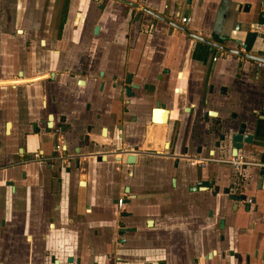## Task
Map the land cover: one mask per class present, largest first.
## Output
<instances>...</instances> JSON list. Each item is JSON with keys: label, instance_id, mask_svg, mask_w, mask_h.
I'll return each instance as SVG.
<instances>
[{"label": "crops", "instance_id": "1", "mask_svg": "<svg viewBox=\"0 0 264 264\" xmlns=\"http://www.w3.org/2000/svg\"><path fill=\"white\" fill-rule=\"evenodd\" d=\"M130 1L138 7L127 8L119 0H0L5 19L16 12L22 31L13 44L4 37L0 39V52L11 45L19 52L18 78H0V114L3 116L1 109L7 108L6 119H16L20 132L27 133L32 124L35 129V122L44 127L46 116L56 108L59 113L55 118L51 116L52 123L58 124L63 115L64 123L79 132L85 131L89 123V135L104 142L105 134L100 133L96 114L103 108L104 86L109 85L112 74L134 72L137 79H143L151 63L161 62L178 72L174 81L178 98L166 97V101L170 106L175 98L181 101L183 134L188 119L186 107L203 96L216 110V117L224 120L230 112L237 113L231 128L242 121L245 131L253 135L252 144H246L242 153L249 161L264 163V68L249 59L211 48L142 11V7L149 8L197 35L235 49L245 45V51L264 57V0ZM173 13L189 17L190 21L182 23ZM42 34L50 38L47 47L37 45L36 39ZM57 35L62 40L55 41ZM36 75L41 80L35 81ZM167 77L163 76L164 86ZM45 87L51 92L45 94ZM75 87L80 97L72 106L78 121L69 112ZM170 91L168 88L169 94ZM49 98L46 112L44 106ZM109 107L111 112L112 101ZM152 135L156 136L155 146L163 142L157 139V132ZM37 138L39 142L48 140L47 136ZM69 138L71 147L80 152L77 141ZM27 142L29 150L35 147V133L28 136ZM94 151L96 156L100 150ZM218 153L216 157L225 155L224 151ZM72 164L67 162L65 166ZM89 165L90 171L78 177L73 171L63 170L62 187L38 166L32 196L34 211L29 212V198L23 191L16 209L7 212V218L19 222L20 227L0 226V264H51L52 255L66 264V257L75 258L79 253L88 254L87 264H105V242L113 243L121 237L114 225V192L121 186L133 185L134 179L125 175L118 184L113 172L104 170L107 164L92 159ZM241 172L243 190L254 199L248 215L243 201L234 202L223 192L229 183H235V174ZM168 173H172L170 167ZM257 173L256 167L244 165L235 169L217 161L207 167L203 178L214 181L219 191H187L186 186L194 182L192 176L181 182L180 193L166 186L169 194L165 196L140 197L135 200L141 210L135 219L137 231L124 237L139 241L135 247L140 248L141 254L165 259L168 264H264V178L256 186ZM123 220L130 224L134 219ZM25 222L34 223L35 227H28ZM30 243L35 250L29 249Z\"/></svg>", "mask_w": 264, "mask_h": 264}, {"label": "flooded vegetation", "instance_id": "2", "mask_svg": "<svg viewBox=\"0 0 264 264\" xmlns=\"http://www.w3.org/2000/svg\"><path fill=\"white\" fill-rule=\"evenodd\" d=\"M125 6L130 9L134 8ZM4 10L5 8H0V39L4 37L6 42L13 44L17 37L22 35V31H19L18 28L21 25L19 16L14 13L10 15V19H5ZM53 39L60 41L62 37L57 35ZM41 40L44 41L43 45ZM49 40L47 35L42 34V37L36 39V42L40 47H47ZM6 48L4 52H0V76H2L0 78L12 80L18 75L19 52L15 45L9 46L7 50ZM164 75L168 76L165 86L162 84ZM177 78V70L161 62L151 63L147 67L143 79H137L134 72H126L122 76L117 73L112 74L111 82L104 86L103 108L100 113L96 114V118L100 120V133L105 134L106 141L104 142H99L89 135L92 130V125L89 123L86 124L83 132L74 131L72 127L67 126L64 123L65 116L63 115L60 116L58 124L52 123V117L55 118V115L59 113L56 108L51 113L48 112L49 115L46 114L44 127L35 122V129L32 124V130H28L27 133L20 132L16 125V119L10 121L6 119L9 116L7 108L1 109L3 116L0 114V226L2 228L20 227L19 222L7 218V212L16 209V201L23 191L29 198V212L34 211L32 206L35 200L32 196L35 194V174L38 166L43 171L49 172L50 177L56 179L61 186L63 180L60 173L63 170L73 171L78 177L80 173L86 174L90 171L89 162L95 159V163H103L105 166L107 164L104 170L112 171L118 184L121 182L120 178L125 175L134 179L133 185L128 187L124 185L117 188L115 192L113 191L115 200L112 203V211L115 215L117 233L121 231L122 226L124 234L120 235L121 237L113 243L105 242V264H168L165 259L141 254L140 248L135 247L137 240L124 237L126 233L137 231L135 219L141 210L135 200L151 194L165 196L169 194L166 186L171 188L170 191L174 190L180 193L181 182L189 180L192 176H194V182L186 186L187 191L210 188L215 190L214 185L197 186L198 182L212 181L204 179L203 174L213 162L218 161L224 165H230L226 160L237 157L243 162L241 166L252 165L246 164L249 160L242 153L246 146L238 149L233 155V149L229 146L228 141L231 131L239 129L244 122H236L234 128H231L237 113L230 112L222 120L216 117V110L209 107V100L203 96H200L193 106L186 107L188 119H186V130L183 134L180 115L181 101L175 98L172 106L166 101V97H177L176 89L178 88H174V81ZM144 79L145 83H143ZM39 80L41 79H35V81ZM168 88H171L170 94ZM44 91L45 94L51 92L49 87H45ZM16 94V91L13 92L15 98ZM79 97L80 93L75 87L72 90L69 104V112L72 115V105ZM56 101L53 102L56 103ZM111 101L113 109L109 112ZM49 103L50 98L44 106L46 112L49 111ZM195 106L198 108L196 109ZM14 109L17 114V107L15 106ZM77 114L72 117L75 121L79 120L76 118ZM202 123H204V127H202ZM156 132L157 139H163V142L158 146H155L157 145L155 143L156 136L152 135ZM34 133L35 147L29 150L27 138L34 136ZM68 135L77 141L80 152L76 153L75 147H71V139ZM40 136H47L48 140L39 142L37 137ZM96 148L100 151H97V155L94 156ZM218 151H224V157H216L219 154ZM67 162H72V167H66ZM169 167L172 169L170 174L168 173ZM258 177L262 182V178ZM234 178L235 183H229L227 187L230 188L231 193L246 195V199L242 201L244 209L247 203L250 204L249 211L245 210L248 215L253 208L254 199L250 198L243 190V173L235 174ZM259 180L256 186H260ZM163 181L168 182L169 185L162 183ZM125 217H131L134 220L130 224H126L123 220ZM121 222L122 225H120ZM24 224L28 227H35L34 223L25 222ZM29 249L35 250L32 243H30ZM118 251L125 252L118 253ZM207 256H209V252H207ZM87 257L88 254L79 253L75 258L66 257L65 263L87 264ZM54 260L57 261V264H62L54 255L50 256L51 264H55ZM28 264H35V261H30ZM91 264H97V262L93 261Z\"/></svg>", "mask_w": 264, "mask_h": 264}, {"label": "water", "instance_id": "3", "mask_svg": "<svg viewBox=\"0 0 264 264\" xmlns=\"http://www.w3.org/2000/svg\"><path fill=\"white\" fill-rule=\"evenodd\" d=\"M119 1L125 5L131 6L134 8L138 7L137 3L132 2L130 0H119ZM142 11L148 13L149 15H151L157 19H159L160 21L166 23L169 26H172L176 29L181 30L188 37H191L194 40H197L201 43H204V44L210 46L211 48L223 51V52L228 53L230 55L242 57L245 59H250V60H253L255 62L264 63V57L263 56H260V55H257L255 53H251L248 51H243L241 49H235V48L220 44L218 42L212 41V40L207 39L205 37H202L200 35H197V34L193 33L192 31H190L186 26L181 25V24L177 23L176 21L169 19V18H167V17H165V16H163V15H161V14H159V13H157V12H155L149 8L142 7ZM97 29H98V26L95 27V31H97ZM260 36H262V35H260ZM37 78H39V77H37ZM127 82H129V81H127ZM257 112L258 111H256V110L254 111V113H257ZM261 112H264V98H263V102H262ZM245 129H246V124L243 123V124H241L239 129L231 131V133L228 136L229 146L233 149V155H235V153L237 152L238 149H242L244 147V145L252 144L253 135L250 133H247L245 131ZM249 166L256 167L257 172H258L257 175L260 176L261 178H264V166H258V165H249ZM260 182H261V180H259V184H260ZM213 184H214L213 181H211V182L203 181V182H198L197 186H208V185L212 186ZM214 187H215L216 191H219V187L217 185ZM195 188H197V187H195ZM223 192L228 194L229 198L231 200H233L234 202H239V201L246 199V195H236L234 193H231L229 187L224 188ZM236 206H237V204H236ZM249 207H250V204L247 203L245 210L249 211ZM120 225H122V222L120 223ZM120 230L121 231L119 232V235H123L124 230L122 229V226H121ZM54 263L57 264V261L54 260Z\"/></svg>", "mask_w": 264, "mask_h": 264}, {"label": "built area", "instance_id": "4", "mask_svg": "<svg viewBox=\"0 0 264 264\" xmlns=\"http://www.w3.org/2000/svg\"><path fill=\"white\" fill-rule=\"evenodd\" d=\"M263 11H264V9H263ZM172 16L175 18H178L180 20V22H182V23H188L190 21L189 17H183V16L180 17L179 13H173ZM259 28H260L259 26L256 27L257 30ZM241 50L245 51V45H243L241 47ZM213 60H216V57H213ZM256 63H257L258 68H264V63H262V62H256ZM226 162H228L235 169H238L243 164V162L240 160V158H237V157H232V158L226 160ZM246 164L264 166V163L255 162V161H248Z\"/></svg>", "mask_w": 264, "mask_h": 264}, {"label": "trees", "instance_id": "5", "mask_svg": "<svg viewBox=\"0 0 264 264\" xmlns=\"http://www.w3.org/2000/svg\"><path fill=\"white\" fill-rule=\"evenodd\" d=\"M260 20H261V22H262V21H263V17H261V18H260ZM247 50H248V49H247ZM249 62H251V63H252V62H253V60H250V59H249ZM254 63H255V65L257 66V63H256L255 61H254Z\"/></svg>", "mask_w": 264, "mask_h": 264}, {"label": "rangeland", "instance_id": "6", "mask_svg": "<svg viewBox=\"0 0 264 264\" xmlns=\"http://www.w3.org/2000/svg\"><path fill=\"white\" fill-rule=\"evenodd\" d=\"M8 1V0H7ZM10 2H17V0H9ZM15 14H16V12H15ZM114 225H115V223H114ZM114 229H115V227H113ZM173 230H174V228H173ZM175 231V230H174Z\"/></svg>", "mask_w": 264, "mask_h": 264}]
</instances>
